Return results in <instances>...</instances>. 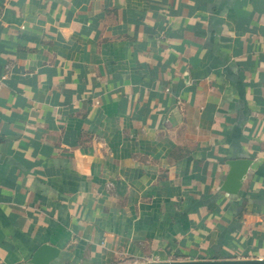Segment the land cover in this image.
Listing matches in <instances>:
<instances>
[{
	"label": "crops",
	"instance_id": "obj_1",
	"mask_svg": "<svg viewBox=\"0 0 264 264\" xmlns=\"http://www.w3.org/2000/svg\"><path fill=\"white\" fill-rule=\"evenodd\" d=\"M45 244L264 258V0H0V264Z\"/></svg>",
	"mask_w": 264,
	"mask_h": 264
},
{
	"label": "water",
	"instance_id": "obj_2",
	"mask_svg": "<svg viewBox=\"0 0 264 264\" xmlns=\"http://www.w3.org/2000/svg\"><path fill=\"white\" fill-rule=\"evenodd\" d=\"M249 159H234L228 162L229 172L221 187L222 191L235 196L242 185V181L250 166ZM58 253V249L51 245H42L34 255L35 264H47ZM139 264H264V258L254 259H227V260H173V261H152Z\"/></svg>",
	"mask_w": 264,
	"mask_h": 264
}]
</instances>
